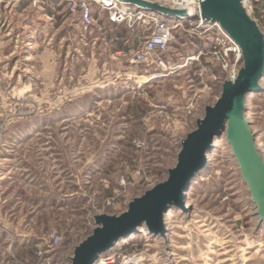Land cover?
<instances>
[{
  "label": "rangeland",
  "instance_id": "1",
  "mask_svg": "<svg viewBox=\"0 0 264 264\" xmlns=\"http://www.w3.org/2000/svg\"><path fill=\"white\" fill-rule=\"evenodd\" d=\"M251 1L264 32V0ZM91 3L87 29L65 0L0 4V264H72L94 215H119L168 178L229 74L216 57L201 58L207 69L183 67L211 43L185 26L164 55L177 71L150 81L152 71L132 60L155 24L115 25ZM48 63L49 76L38 71ZM246 117L264 163V79ZM226 134L186 193L187 210L170 208L164 237L140 233L118 246L116 264L134 255L138 264H264V220ZM52 234L61 237L55 249Z\"/></svg>",
  "mask_w": 264,
  "mask_h": 264
},
{
  "label": "water",
  "instance_id": "2",
  "mask_svg": "<svg viewBox=\"0 0 264 264\" xmlns=\"http://www.w3.org/2000/svg\"><path fill=\"white\" fill-rule=\"evenodd\" d=\"M170 15L184 13L145 0H120ZM203 17L220 24L240 46L243 65L234 81L226 80L217 102L205 108L197 127L181 142L175 167L168 178L129 202L119 215H94L93 232L74 249L72 264H96L111 252L127 234L145 226L150 234L165 236L166 214L170 208H185V196L195 176L205 167L207 154L216 138L226 131V139L241 167L258 215L264 219V163L259 154L256 136L246 117L247 100L251 93L262 89L264 79V32L257 20L245 9L242 0H201Z\"/></svg>",
  "mask_w": 264,
  "mask_h": 264
},
{
  "label": "built area",
  "instance_id": "3",
  "mask_svg": "<svg viewBox=\"0 0 264 264\" xmlns=\"http://www.w3.org/2000/svg\"><path fill=\"white\" fill-rule=\"evenodd\" d=\"M69 2L70 10L73 14H78L81 25L86 29L90 28L94 24V11L92 7V0H65ZM97 2L103 9L109 11V20L115 25H121L126 22L142 21L143 23H154L155 27L149 37L145 38L139 47L135 51L132 62L146 66L152 71L151 74H157V72L169 71L173 66L169 65V61L164 58V55L168 52L170 45L174 40V30L178 27H191L194 34L198 33L207 35L204 39L210 40L211 43L202 49L197 56L190 57L192 62H197L203 69L210 68V63H203L201 58L203 57H216L223 68L229 71V74L225 79L220 78V87L226 80L234 81L239 70L243 65L242 50L240 46L224 31L220 24L210 18L203 17L201 0H145L153 3H157L161 6L169 7L171 9H179L183 12H187V19L184 23L178 25L175 21H170L168 18H163L160 15L154 13H142L135 11L140 5L131 4L128 2H122L119 0H109L110 4H106L104 0H93ZM111 1L115 3H125L132 7L134 10L132 14H119L113 12ZM32 3L36 6L41 0H0V4L3 3L6 6H19L23 3ZM242 4L248 13L252 11V1L242 0ZM159 12L158 10H154ZM172 15V16H179ZM226 33V34H225ZM213 60V59H212ZM215 80L218 77L215 76ZM61 244V237L57 234H52L49 240V248L55 249ZM41 254V253H40ZM102 260L101 258L99 259ZM98 260V261H99ZM107 264H116L117 256L111 254L106 257ZM22 264H28L22 263ZM43 264H57L51 258H45ZM97 264V263H96Z\"/></svg>",
  "mask_w": 264,
  "mask_h": 264
},
{
  "label": "bare ground",
  "instance_id": "4",
  "mask_svg": "<svg viewBox=\"0 0 264 264\" xmlns=\"http://www.w3.org/2000/svg\"><path fill=\"white\" fill-rule=\"evenodd\" d=\"M104 2L106 4H110L109 0H104ZM122 2H124V1H122ZM111 5L113 7L112 11L113 12L115 11L116 13H119V14H124V15L129 14V13L132 14V13H134L133 11L135 10V9L133 10L132 7L128 6L125 3H120V2L115 3V2L111 1ZM135 11H140L142 13H154L156 15H160L163 18H168V19H170V21H175L178 23V25H181L182 23H184V20L187 19L186 18L187 15H189L187 12H184L179 16H172V15L165 13V12H162V11H159V12L154 11V9H152L151 7H148V6H141L138 9H136ZM190 64H191V61L189 59L188 61H186V63H184L183 67H186ZM178 68H179V66H178ZM172 69H170L169 71H165V72L159 71V72H157V74H150V75H148V78L150 81H155V80L161 79L163 77H168L170 74L174 73V71H177V68H174V70H172ZM261 90H259V91H261ZM226 133L227 132L225 131L222 135H225ZM185 200H186V196H185ZM177 208H180V207H177ZM185 208L187 210L186 203H185ZM172 213H175V211H173ZM174 217H175V214H172V216H170L169 220H172V218H174ZM262 220H264V219H262ZM139 228H138V230L127 234L125 237H123L121 240H119L115 244L113 250L111 252L107 253L105 256L103 255L101 257L102 260L101 261L99 260L97 262V264H107L108 261H106V257L111 255L112 253H114L116 251V249L119 248L118 246H122L124 243L125 244L128 243L129 242L128 240L136 238L140 233H145V234L149 233L146 227H143L140 229ZM140 261H141V259H139L138 256L134 255L133 257L127 258L126 261L124 262V264H138V263H140Z\"/></svg>",
  "mask_w": 264,
  "mask_h": 264
},
{
  "label": "crops",
  "instance_id": "5",
  "mask_svg": "<svg viewBox=\"0 0 264 264\" xmlns=\"http://www.w3.org/2000/svg\"><path fill=\"white\" fill-rule=\"evenodd\" d=\"M47 11H49V13H51V12L53 13V10L51 8L49 10H47ZM32 44H33V46H35L36 42H34ZM30 58H31L30 56H26L27 60H30ZM41 68L42 69H40L38 71H40V73H42L43 75L45 74V75H48V76L51 75V73L55 72V70H56V67L53 66L51 63H48V64L42 66ZM66 72H67V69H66L65 65H61L60 67H58V76H57V79H58L57 86L58 87L59 86H62V87L66 86V78H65L66 77ZM44 81H46V80H44ZM43 83H45V82H43ZM25 85H26V83H25Z\"/></svg>",
  "mask_w": 264,
  "mask_h": 264
}]
</instances>
